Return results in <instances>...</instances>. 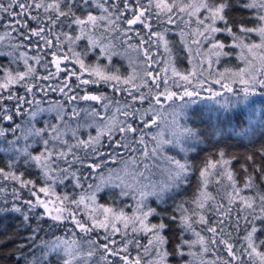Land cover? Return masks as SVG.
<instances>
[{
  "label": "trees",
  "instance_id": "16d2710c",
  "mask_svg": "<svg viewBox=\"0 0 264 264\" xmlns=\"http://www.w3.org/2000/svg\"><path fill=\"white\" fill-rule=\"evenodd\" d=\"M260 46L264 0H0V264H264Z\"/></svg>",
  "mask_w": 264,
  "mask_h": 264
},
{
  "label": "rangeland",
  "instance_id": "374dc122",
  "mask_svg": "<svg viewBox=\"0 0 264 264\" xmlns=\"http://www.w3.org/2000/svg\"><path fill=\"white\" fill-rule=\"evenodd\" d=\"M258 49H264V46H260ZM263 54H264V52H263ZM262 66H263V69L259 71L260 79L264 78V60H263ZM239 81L243 82L244 80L239 79ZM34 202L35 203L39 202L40 205L42 206V208L45 209V213L49 214L50 216H53V217L61 220L62 222H68L77 228H82V224L78 220L79 217H78L77 213L71 211L69 208L61 207L59 205L55 206V207H47L45 202L37 201L36 199H34Z\"/></svg>",
  "mask_w": 264,
  "mask_h": 264
}]
</instances>
